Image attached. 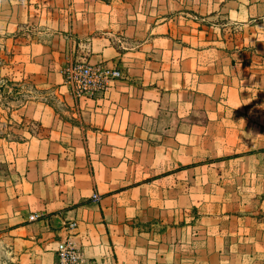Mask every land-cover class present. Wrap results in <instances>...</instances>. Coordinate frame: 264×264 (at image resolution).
<instances>
[{
  "label": "crops",
  "instance_id": "crops-1",
  "mask_svg": "<svg viewBox=\"0 0 264 264\" xmlns=\"http://www.w3.org/2000/svg\"><path fill=\"white\" fill-rule=\"evenodd\" d=\"M0 91L12 264H264V0H0Z\"/></svg>",
  "mask_w": 264,
  "mask_h": 264
},
{
  "label": "built area",
  "instance_id": "built-area-1",
  "mask_svg": "<svg viewBox=\"0 0 264 264\" xmlns=\"http://www.w3.org/2000/svg\"><path fill=\"white\" fill-rule=\"evenodd\" d=\"M66 80L72 93L77 96L94 94L109 89L113 80L123 76L120 68L109 66L103 62H87L71 60L65 70ZM93 198L97 200L98 194ZM36 214L30 215V220L37 219ZM77 227V221H72L66 226L68 236L58 242L56 246L57 264H83L85 259L81 251L71 241V235Z\"/></svg>",
  "mask_w": 264,
  "mask_h": 264
},
{
  "label": "rangeland",
  "instance_id": "rangeland-1",
  "mask_svg": "<svg viewBox=\"0 0 264 264\" xmlns=\"http://www.w3.org/2000/svg\"><path fill=\"white\" fill-rule=\"evenodd\" d=\"M0 264H12L11 253L9 252L7 243L4 240L1 233H0Z\"/></svg>",
  "mask_w": 264,
  "mask_h": 264
}]
</instances>
